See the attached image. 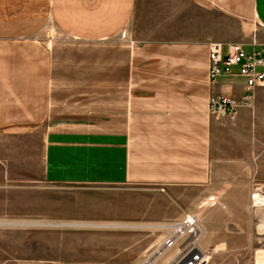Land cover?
<instances>
[{
    "label": "crops",
    "instance_id": "crops-1",
    "mask_svg": "<svg viewBox=\"0 0 264 264\" xmlns=\"http://www.w3.org/2000/svg\"><path fill=\"white\" fill-rule=\"evenodd\" d=\"M153 3L164 11L147 15ZM196 11L253 17L264 28V0H0V191L17 181L2 156L4 140L40 126L46 183L156 185L172 194L203 188L221 203L175 216H198L200 247L250 241L248 195L264 183V86L235 114L211 113L213 96L240 99L247 91L237 75L211 82L209 43L220 38L206 36L216 24ZM146 15L180 19L155 22L183 28L150 31L187 35L198 27L205 36L139 38ZM30 227L0 230V264H87L69 263L68 253L100 247L90 233L56 235L52 243Z\"/></svg>",
    "mask_w": 264,
    "mask_h": 264
},
{
    "label": "rangeland",
    "instance_id": "rangeland-1",
    "mask_svg": "<svg viewBox=\"0 0 264 264\" xmlns=\"http://www.w3.org/2000/svg\"><path fill=\"white\" fill-rule=\"evenodd\" d=\"M152 5V10L148 11L147 15L164 11L163 9L156 11L155 3ZM175 13L179 14L178 11ZM199 13L203 15L200 16ZM195 14L201 21H212L216 24L217 28H213L211 34L206 35L211 39L220 38L216 39V42L241 43L245 51L249 53L254 48L259 49L264 45V28L253 17L231 18L216 15L213 12V16L209 18L204 16L207 12L196 11ZM148 17L146 31L137 33L139 38L190 37L199 39L205 36L204 28L198 27L194 34L156 33L150 30H157V27L163 24L157 25L155 22L157 19L168 23L180 19ZM151 22H155L157 26H149ZM161 27L167 30L183 29L176 27L175 22ZM252 43H256L257 47H254ZM18 136V138L12 137L10 140H4L5 147H3L2 156L6 158L8 172L16 177L17 181L10 183L8 187L0 191V230L11 229L16 225L20 229H26L28 225H31L30 229L42 235L44 239L51 237L52 243L59 239L60 234L84 236L90 233L94 235L92 243L100 246L99 249L83 248L69 252L67 258L69 263L84 260L89 262L87 264H112V262L114 264H135L136 254L141 250L147 255L141 263L145 264L150 254L167 238L169 231L173 229V224L179 222L175 218L179 212H184L185 208V212L188 210L187 213L196 211L200 214L207 207L205 206L207 202L221 203L219 195L215 198L213 196L204 197V189L194 187L181 189L172 194L165 191L162 186L156 185L49 184L42 179L43 128L38 126L29 134L19 133ZM259 184L261 191L254 188L248 195L247 222L251 240L227 243L226 246L225 243H218V245L208 247L207 249L211 250V257L207 264H264V231L259 230V225L264 223V203H262L264 202L262 199L264 183ZM235 196L237 204H240L244 195L238 193ZM201 197H204L201 201H206L203 207L189 211L188 206H192V203ZM210 197L212 200H209ZM255 202L260 205L253 204ZM87 225L94 227H85ZM157 225H166L167 228L156 229ZM230 228L236 232L237 226L232 225ZM76 239L77 242L80 240V238ZM85 239L88 237L83 238ZM68 244L72 245L71 242ZM174 251V249L169 250L154 264H165L169 258L173 257ZM72 253L75 256L72 257ZM110 254H115V256H110V259L104 257ZM128 254L133 257L125 258ZM47 255L49 254L46 253L45 257L52 259L55 263L54 260L57 258L52 256L54 254ZM93 259L95 262H92ZM109 261L112 262L108 263Z\"/></svg>",
    "mask_w": 264,
    "mask_h": 264
},
{
    "label": "built area",
    "instance_id": "built-area-1",
    "mask_svg": "<svg viewBox=\"0 0 264 264\" xmlns=\"http://www.w3.org/2000/svg\"><path fill=\"white\" fill-rule=\"evenodd\" d=\"M252 44L257 47L256 43ZM209 61V77L212 83H216L221 77L237 75L244 79L247 91L240 99L227 95L213 96L210 100L211 113L229 116L235 114L240 106L249 103L250 92L255 87L264 86V45L249 53L241 43L211 41ZM195 217L197 216L188 215L182 221L174 223L173 225H185V228L176 230L175 233H171V229L167 238L150 254L149 259L155 257L159 260L169 250L174 249L173 257L165 264H207L211 250L202 249L199 245L201 229L199 220L196 221Z\"/></svg>",
    "mask_w": 264,
    "mask_h": 264
},
{
    "label": "bare ground",
    "instance_id": "bare-ground-1",
    "mask_svg": "<svg viewBox=\"0 0 264 264\" xmlns=\"http://www.w3.org/2000/svg\"><path fill=\"white\" fill-rule=\"evenodd\" d=\"M260 200V199H259ZM214 202H212V201H209V202H207V204L206 205H209V204H213ZM258 203V202H257ZM198 217V216H197ZM197 217H195V219H196V221H198V219H197ZM88 226V225H87ZM197 226V225H196ZM171 227V226H170ZM169 227V228H170ZM155 228L156 229H164V228H167V226L166 225H157V226H155ZM173 232L172 233H175V231L177 230V231H179V230H182V229H184L185 228V225H173ZM160 250H162V248L160 249ZM155 255H157V254H155ZM157 260H156V258L154 257V258H150L149 260H147V261H145V264H154L155 262H156Z\"/></svg>",
    "mask_w": 264,
    "mask_h": 264
}]
</instances>
